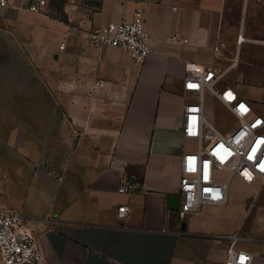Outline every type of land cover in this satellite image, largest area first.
Segmentation results:
<instances>
[{"label": "crops", "instance_id": "0c3cea01", "mask_svg": "<svg viewBox=\"0 0 264 264\" xmlns=\"http://www.w3.org/2000/svg\"><path fill=\"white\" fill-rule=\"evenodd\" d=\"M11 1L0 9V88L22 70L39 95L14 97L21 110L0 92V206L30 219L48 264H224L220 236L233 232L251 264H264L258 184L234 177L226 203L179 216L182 155L195 147L182 133L184 78L226 70L216 88L234 86L264 115V0H47L41 12ZM138 8L144 62L79 35ZM204 107L215 125L234 120L210 90ZM126 181L134 192L118 191Z\"/></svg>", "mask_w": 264, "mask_h": 264}, {"label": "built area", "instance_id": "2783aa9c", "mask_svg": "<svg viewBox=\"0 0 264 264\" xmlns=\"http://www.w3.org/2000/svg\"><path fill=\"white\" fill-rule=\"evenodd\" d=\"M46 4L47 0H32L28 8L41 12ZM9 7L17 6L11 0H0V9ZM79 35L98 50L120 48L137 63L144 62L150 52L140 8L135 10L131 20L80 29ZM170 39L174 42L187 41L179 33H174ZM244 39L240 34L238 42ZM226 73V70L207 67L198 75L184 78L183 92L188 102L183 113L182 133L185 138L195 141V147L182 155L180 219L203 204L226 203L234 177L250 185L258 184V193L264 190V115L256 112L252 103L242 97L234 86L224 82L220 89L216 88ZM206 90L212 91L234 118L230 131H222L207 116L204 107ZM135 189L133 182L126 181L118 191L131 193ZM129 212L127 204L118 207L121 218ZM220 237L228 243L224 264L252 263V253L238 246V232ZM0 264H48L30 219L19 210L5 206H0Z\"/></svg>", "mask_w": 264, "mask_h": 264}, {"label": "rangeland", "instance_id": "374dc122", "mask_svg": "<svg viewBox=\"0 0 264 264\" xmlns=\"http://www.w3.org/2000/svg\"><path fill=\"white\" fill-rule=\"evenodd\" d=\"M230 80V74L225 78V81ZM0 92L5 96V98H9V102L5 101L1 104L5 106H16L17 108H22L25 106V103L17 101V102H11V100L16 97V98H21V96H27L29 98L35 97L37 94L39 95V90L38 87L35 85L33 78L31 77L30 72H23L22 70L17 71L16 74L3 81ZM20 96V97H19ZM261 99L264 100V92L260 95ZM4 98V99H5ZM6 100V99H5ZM207 102L211 104L212 106V99L211 96L207 97ZM32 104V105H31ZM27 103V106H30L32 109L34 108H39V102L35 103ZM222 121V122H221ZM220 122L217 123V125L221 126L219 127L222 131L227 132L230 131V129L233 128L235 121L232 118H225L224 120H221ZM191 146L192 144L189 143ZM233 189V187L231 188ZM237 190V189H236ZM238 195H242V192H237ZM261 199L258 198L257 200L254 201L255 206L260 204Z\"/></svg>", "mask_w": 264, "mask_h": 264}, {"label": "water", "instance_id": "95a60500", "mask_svg": "<svg viewBox=\"0 0 264 264\" xmlns=\"http://www.w3.org/2000/svg\"><path fill=\"white\" fill-rule=\"evenodd\" d=\"M186 228V222L184 221L183 223H182V229H185Z\"/></svg>", "mask_w": 264, "mask_h": 264}]
</instances>
